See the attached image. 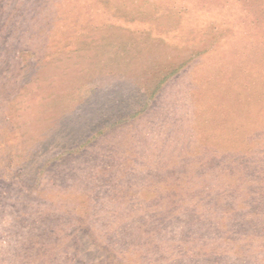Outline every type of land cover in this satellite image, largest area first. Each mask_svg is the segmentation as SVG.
Returning <instances> with one entry per match:
<instances>
[{
	"label": "rangeland",
	"instance_id": "1",
	"mask_svg": "<svg viewBox=\"0 0 264 264\" xmlns=\"http://www.w3.org/2000/svg\"><path fill=\"white\" fill-rule=\"evenodd\" d=\"M0 264H264V0H0Z\"/></svg>",
	"mask_w": 264,
	"mask_h": 264
}]
</instances>
